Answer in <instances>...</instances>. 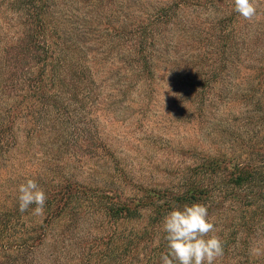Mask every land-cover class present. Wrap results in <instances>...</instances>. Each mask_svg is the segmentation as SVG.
<instances>
[{
	"label": "rangeland",
	"instance_id": "obj_1",
	"mask_svg": "<svg viewBox=\"0 0 264 264\" xmlns=\"http://www.w3.org/2000/svg\"><path fill=\"white\" fill-rule=\"evenodd\" d=\"M23 1L0 0V45L3 36L21 30ZM40 5L46 27L88 57L93 90L79 111L84 131L59 154L60 170L49 173L44 164V152L57 144L40 148L39 165L12 159L7 175L14 177L7 178V185L0 178V208L19 206V186L29 179L41 187L71 179L89 188L87 193L121 199L177 191L205 157H223L235 165L264 139L252 131L264 128V120L256 124L251 119L255 89L264 82V0H257L252 21L234 10V0H42ZM258 91L264 97V89ZM14 132L24 140L18 123ZM47 141L37 139L43 145ZM213 200L206 201L213 207L208 218L223 242V254L228 253L214 264H253L264 254V216L250 212L247 221L258 220L254 233L233 238L235 205L226 201L218 209L221 199L216 195ZM33 211L29 208L17 224L7 223V229L0 224V247L11 245L0 248V264H80L79 257L88 264H163L162 225L145 237L155 224L148 225L151 217L144 206L135 221L109 222L100 212L90 227L82 224L78 237L89 240L84 250L70 238L64 248L58 231L17 252L16 243L30 236L25 231L44 218ZM98 238L103 244L91 248ZM93 249L108 254V261Z\"/></svg>",
	"mask_w": 264,
	"mask_h": 264
},
{
	"label": "trees",
	"instance_id": "obj_2",
	"mask_svg": "<svg viewBox=\"0 0 264 264\" xmlns=\"http://www.w3.org/2000/svg\"><path fill=\"white\" fill-rule=\"evenodd\" d=\"M40 3L42 0H25L20 3L18 16L21 30L13 37L3 36L1 39L0 96L6 99L1 100L0 97V178L6 185L7 178L14 177L13 174L7 175L10 174V161L13 159L22 163L31 159L35 165H39L35 160L41 147L57 144L56 149L50 148L46 154L44 152L48 159L44 164H47L46 171L49 173L60 170L56 167L59 154L71 137V142H74V136H80L84 131L83 115L79 111L87 106L93 90L91 83L94 79L91 78L88 57L83 58L76 51V44L62 40L60 35L56 36L52 29L46 27ZM259 85L262 94L264 82ZM258 89L254 92L256 98L248 94L255 103L251 119L256 124L260 119L264 120V97L259 95ZM16 123L24 140L19 141L14 132ZM252 131L258 138L264 134V128H253ZM39 138L48 141L43 145L37 142ZM83 139L79 137V140ZM240 145L247 147L245 144ZM245 155L247 159L243 162L236 159L235 165H228L223 157L210 159L211 156H207L197 164L194 173L186 177L179 190H158L148 195L145 191L146 198L142 200L87 193L85 191L89 188L71 182V179L60 180L55 186L42 183V187H39L47 196L44 218L38 224L33 222L25 231L30 236L16 243V250L19 252L38 246L48 236H56L58 231L65 240L64 248L70 244L67 243L70 238L80 250H84L89 240L80 241L78 237L82 224L90 227L89 222L95 219L93 217L98 218L100 212L104 213L109 222L135 221L143 206L150 213L148 225L155 224L146 230L147 237L161 228L164 217L173 208H182L192 203L206 205L208 200L214 202L216 195L221 199L217 202L218 209L224 207L226 201L236 207V222L231 225L230 236L234 238L239 232L243 234L246 231L254 233L258 220L247 221V216L250 212L264 216V139L249 147ZM208 193L212 194V198ZM8 204L0 208V224L4 225L1 229L9 228L7 223L12 224V221L19 223L26 214V211L19 210V206ZM29 208H35V205ZM207 208L210 210L213 207L207 204ZM101 239L98 238L96 245L90 247H100L103 244ZM9 245L3 243L0 248L9 250ZM162 245L165 246V252L166 242ZM93 251L108 261L109 255L102 253L104 251ZM223 255L226 257L228 253ZM78 260L82 261L80 264H88L86 260L83 262V257ZM253 264H264V254L254 260Z\"/></svg>",
	"mask_w": 264,
	"mask_h": 264
},
{
	"label": "clouds",
	"instance_id": "obj_3",
	"mask_svg": "<svg viewBox=\"0 0 264 264\" xmlns=\"http://www.w3.org/2000/svg\"><path fill=\"white\" fill-rule=\"evenodd\" d=\"M234 10L252 21L257 16V0H234ZM18 191L21 212L35 205L33 215H44L47 196L35 180H27ZM161 230L166 242V250L161 254L163 264H214L223 255V242L215 234L214 222L208 218L204 204L173 208L164 217Z\"/></svg>",
	"mask_w": 264,
	"mask_h": 264
}]
</instances>
